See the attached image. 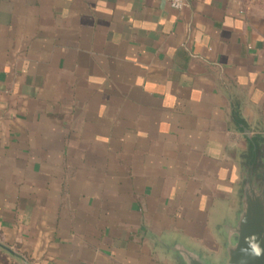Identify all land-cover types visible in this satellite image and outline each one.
Instances as JSON below:
<instances>
[{
    "label": "crops",
    "instance_id": "crops-1",
    "mask_svg": "<svg viewBox=\"0 0 264 264\" xmlns=\"http://www.w3.org/2000/svg\"><path fill=\"white\" fill-rule=\"evenodd\" d=\"M262 154L264 0H0V264L219 262Z\"/></svg>",
    "mask_w": 264,
    "mask_h": 264
},
{
    "label": "water",
    "instance_id": "water-1",
    "mask_svg": "<svg viewBox=\"0 0 264 264\" xmlns=\"http://www.w3.org/2000/svg\"><path fill=\"white\" fill-rule=\"evenodd\" d=\"M245 131L252 139L251 132ZM244 177L248 181L243 187L241 209L235 219L226 218L220 229L225 241L221 260L215 262L178 241L172 251L185 264H264V185H260L253 171L250 176L245 171Z\"/></svg>",
    "mask_w": 264,
    "mask_h": 264
},
{
    "label": "rangeland",
    "instance_id": "rangeland-1",
    "mask_svg": "<svg viewBox=\"0 0 264 264\" xmlns=\"http://www.w3.org/2000/svg\"><path fill=\"white\" fill-rule=\"evenodd\" d=\"M260 160H261L260 163L262 165L258 166L257 169H254V170H252L253 167H254V166H252V169L251 168L248 169L247 173L250 176L252 171H253V173L256 175V178L260 181V185H264V155L263 154H262ZM247 181L248 180L246 178V182ZM227 218H229L231 220L232 219V215H228ZM214 223H215V217L212 216L210 218L209 225H208L210 227V230L206 231V234H207V237H208L207 241L210 242V244H209L210 246H207L208 249L207 248H203L206 251V254L211 255V256H213L215 251H216V248H214V244H216V242H217V244L218 243L220 244V241L223 242L222 241L223 239H221V238H223L222 233L220 232V230H217V229L214 228L216 226Z\"/></svg>",
    "mask_w": 264,
    "mask_h": 264
},
{
    "label": "trees",
    "instance_id": "trees-1",
    "mask_svg": "<svg viewBox=\"0 0 264 264\" xmlns=\"http://www.w3.org/2000/svg\"><path fill=\"white\" fill-rule=\"evenodd\" d=\"M262 141V138L260 137H253L250 139L251 145H252V155L256 158H258L259 153L263 152V146L260 144Z\"/></svg>",
    "mask_w": 264,
    "mask_h": 264
},
{
    "label": "built area",
    "instance_id": "built-area-1",
    "mask_svg": "<svg viewBox=\"0 0 264 264\" xmlns=\"http://www.w3.org/2000/svg\"><path fill=\"white\" fill-rule=\"evenodd\" d=\"M172 8L181 10L186 6V0H166Z\"/></svg>",
    "mask_w": 264,
    "mask_h": 264
}]
</instances>
